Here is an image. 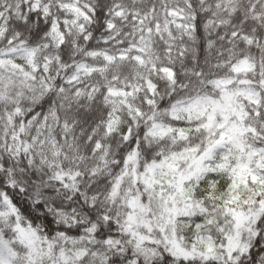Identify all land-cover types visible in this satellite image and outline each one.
Listing matches in <instances>:
<instances>
[{
    "label": "snow or ice",
    "instance_id": "snow-or-ice-1",
    "mask_svg": "<svg viewBox=\"0 0 264 264\" xmlns=\"http://www.w3.org/2000/svg\"><path fill=\"white\" fill-rule=\"evenodd\" d=\"M0 264H264V0H0Z\"/></svg>",
    "mask_w": 264,
    "mask_h": 264
}]
</instances>
